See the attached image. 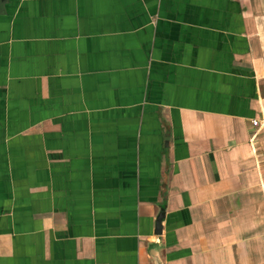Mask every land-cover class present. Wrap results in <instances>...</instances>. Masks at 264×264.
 Wrapping results in <instances>:
<instances>
[{
    "label": "crops",
    "instance_id": "1",
    "mask_svg": "<svg viewBox=\"0 0 264 264\" xmlns=\"http://www.w3.org/2000/svg\"><path fill=\"white\" fill-rule=\"evenodd\" d=\"M154 257L264 264V0H0V264Z\"/></svg>",
    "mask_w": 264,
    "mask_h": 264
},
{
    "label": "water",
    "instance_id": "2",
    "mask_svg": "<svg viewBox=\"0 0 264 264\" xmlns=\"http://www.w3.org/2000/svg\"><path fill=\"white\" fill-rule=\"evenodd\" d=\"M154 263L155 264H161L160 261H159V259L157 257H154Z\"/></svg>",
    "mask_w": 264,
    "mask_h": 264
},
{
    "label": "built area",
    "instance_id": "3",
    "mask_svg": "<svg viewBox=\"0 0 264 264\" xmlns=\"http://www.w3.org/2000/svg\"><path fill=\"white\" fill-rule=\"evenodd\" d=\"M257 124H258L257 121H252V126L255 127V126H257Z\"/></svg>",
    "mask_w": 264,
    "mask_h": 264
}]
</instances>
